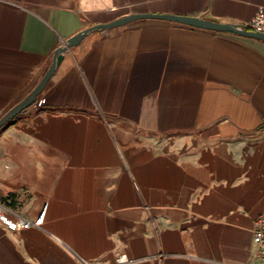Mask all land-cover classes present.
Instances as JSON below:
<instances>
[{
    "label": "crops",
    "instance_id": "obj_1",
    "mask_svg": "<svg viewBox=\"0 0 264 264\" xmlns=\"http://www.w3.org/2000/svg\"><path fill=\"white\" fill-rule=\"evenodd\" d=\"M264 0H0V117L57 46L129 14L245 23ZM0 129V264H260L264 40L141 19L68 48Z\"/></svg>",
    "mask_w": 264,
    "mask_h": 264
},
{
    "label": "water",
    "instance_id": "obj_2",
    "mask_svg": "<svg viewBox=\"0 0 264 264\" xmlns=\"http://www.w3.org/2000/svg\"><path fill=\"white\" fill-rule=\"evenodd\" d=\"M141 19H157L164 20L173 23L183 24L199 29L217 31L235 34L239 36H246L251 38H256L264 40V33L251 31L246 29L242 24L234 22H216L196 16H185L176 14H155V13H140V14H129L121 18L115 19L113 21L107 22L105 24H97L88 27L74 36L66 39L63 44L56 47L53 53L52 61L43 73L40 80L32 88V90L19 102L14 104L0 117V129L4 127L11 119L16 117L18 114L23 112L32 106L36 98L41 95L45 89L47 83L51 77L55 74V71L63 61L65 54L64 52L71 47L77 46L87 35L96 30H106L113 27L125 25L129 22L141 20Z\"/></svg>",
    "mask_w": 264,
    "mask_h": 264
},
{
    "label": "built area",
    "instance_id": "obj_3",
    "mask_svg": "<svg viewBox=\"0 0 264 264\" xmlns=\"http://www.w3.org/2000/svg\"><path fill=\"white\" fill-rule=\"evenodd\" d=\"M241 24L248 30L264 33V5L258 6L253 16L247 22ZM42 105L43 99L39 95L32 106L41 108ZM43 216L44 212L42 211L34 221L28 220L15 214L10 204L0 202V222L12 230L40 226L43 221ZM252 238L254 245L252 256L260 264H264V215L258 216L254 221ZM136 261L138 260L129 258L125 253H120L111 262H90L81 259V264H134Z\"/></svg>",
    "mask_w": 264,
    "mask_h": 264
}]
</instances>
